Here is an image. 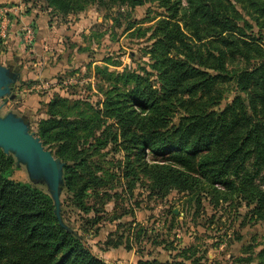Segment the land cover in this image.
<instances>
[{
	"label": "trees",
	"instance_id": "1",
	"mask_svg": "<svg viewBox=\"0 0 264 264\" xmlns=\"http://www.w3.org/2000/svg\"><path fill=\"white\" fill-rule=\"evenodd\" d=\"M146 1L46 0L63 14L89 2L109 7ZM158 1L166 12L153 28L151 72L123 71L114 79H123L125 89L114 84L102 108L91 112L71 115L63 97L49 104L38 135L63 163L65 192L89 212L87 198L107 185L109 174L104 159L95 157L113 146L134 155L132 162L160 191L190 192L206 181L215 190L242 193L264 219V188L258 182L264 172L263 29L256 36L244 17L263 27L264 0ZM227 81L239 93L223 105ZM177 109L183 112L174 117ZM132 162L129 158L123 170L127 177L129 167L136 171ZM18 167L14 154L0 147V264H111L67 221L63 202L60 219L48 190L13 178ZM258 264H264V248Z\"/></svg>",
	"mask_w": 264,
	"mask_h": 264
},
{
	"label": "rangeland",
	"instance_id": "2",
	"mask_svg": "<svg viewBox=\"0 0 264 264\" xmlns=\"http://www.w3.org/2000/svg\"><path fill=\"white\" fill-rule=\"evenodd\" d=\"M21 1L23 12L33 13L22 25L33 28L34 37L27 38L23 26L10 31V21L5 18L10 13L0 12V62L17 76L11 84L16 97H0V116L13 113L26 118L36 136L41 122L49 117L54 98H67L71 115L77 110L91 112L102 108L114 84L125 89L123 79H114L123 71L151 72L148 49L153 28L166 12L160 1L109 7L89 2L83 10L70 14L49 7L46 0ZM36 13L42 19L35 20ZM244 17L254 26L256 36L259 28L263 29L264 43V16L260 18L263 27L251 16L244 13ZM107 71L113 72V77ZM223 86L225 105L239 92L233 81ZM182 112L177 109L174 117ZM110 147L102 150L104 156L95 157L104 159L109 174L107 185L87 198L89 212L75 205L65 192L64 181L60 193L67 221L85 235L99 257L111 264H137L139 260L258 264V253L264 248V219L257 217L254 204L242 193L220 187L215 190L206 181L190 192L160 191L132 162L134 155L128 157L123 150ZM129 158L136 171L129 167L127 177L123 170ZM261 176L258 182L264 188V172ZM13 178L31 181L25 164L19 165ZM35 184L48 190L44 182Z\"/></svg>",
	"mask_w": 264,
	"mask_h": 264
},
{
	"label": "water",
	"instance_id": "3",
	"mask_svg": "<svg viewBox=\"0 0 264 264\" xmlns=\"http://www.w3.org/2000/svg\"><path fill=\"white\" fill-rule=\"evenodd\" d=\"M16 74L3 64H0V97L10 94L11 84L16 81ZM2 105H0L1 109ZM0 147L5 153L14 154L17 162L25 164L31 181L44 182L54 200L57 216L60 215V193L63 184V163L53 152L45 148L39 136L30 131L29 122L24 117L8 113L0 116ZM176 212V211H175ZM62 223V220L60 221Z\"/></svg>",
	"mask_w": 264,
	"mask_h": 264
},
{
	"label": "crops",
	"instance_id": "4",
	"mask_svg": "<svg viewBox=\"0 0 264 264\" xmlns=\"http://www.w3.org/2000/svg\"><path fill=\"white\" fill-rule=\"evenodd\" d=\"M2 3H8V5H4L2 6ZM23 5L24 3L20 0H0V12L8 11L9 17H7V15H5V18H8V23L10 21V31H13L15 29H20L24 24L29 22V19L31 17V15L33 14L32 12H23ZM38 19H42L41 16H39V14H35V20L38 21ZM16 23L18 22L19 24L16 25ZM2 63V62H0ZM3 64V63H2Z\"/></svg>",
	"mask_w": 264,
	"mask_h": 264
},
{
	"label": "built area",
	"instance_id": "5",
	"mask_svg": "<svg viewBox=\"0 0 264 264\" xmlns=\"http://www.w3.org/2000/svg\"><path fill=\"white\" fill-rule=\"evenodd\" d=\"M3 12H7L6 9H5V11H3ZM22 29H24L27 38L31 39V38L34 37V29L31 28L30 26L25 25V26H23Z\"/></svg>",
	"mask_w": 264,
	"mask_h": 264
}]
</instances>
